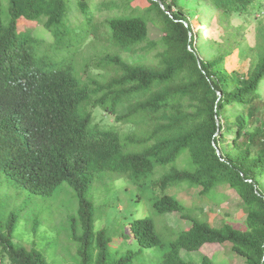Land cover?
Masks as SVG:
<instances>
[{
  "label": "trees",
  "instance_id": "1",
  "mask_svg": "<svg viewBox=\"0 0 264 264\" xmlns=\"http://www.w3.org/2000/svg\"><path fill=\"white\" fill-rule=\"evenodd\" d=\"M131 1L0 0V37L9 31L0 45V184L28 199L63 184L73 193L54 226L60 237L44 248L14 236L22 222L35 231L42 212L0 205V259L216 264L185 260L181 250L229 242L246 264H264V0ZM21 23L42 24L53 40ZM148 24L160 39L149 38ZM121 51L141 59L127 62ZM117 179L130 203L97 227L106 211L95 192ZM221 185L241 198L237 226H216L169 193L186 186L203 197ZM166 213L189 226L161 230L156 217Z\"/></svg>",
  "mask_w": 264,
  "mask_h": 264
},
{
  "label": "rangeland",
  "instance_id": "2",
  "mask_svg": "<svg viewBox=\"0 0 264 264\" xmlns=\"http://www.w3.org/2000/svg\"><path fill=\"white\" fill-rule=\"evenodd\" d=\"M190 1V0H189ZM189 1L186 2L185 6L190 7ZM133 5L138 4L137 0H132ZM107 14V10L99 11L98 17L104 18ZM202 16L206 15L205 13L201 14ZM198 20V21H197ZM197 22L201 21V16L193 17L191 19V31L192 34L197 38V45L199 42V31ZM203 23V22H202ZM242 25L243 22H240ZM232 26L237 25L236 19H233ZM20 30L30 31L33 36L38 39L52 41V35L46 30L42 24H36L34 28L30 27L29 23H21ZM205 29L204 25L202 26V38H203V48L205 54H209L210 50L207 48L209 39L211 37L210 31ZM161 32L152 24H148V36L152 40H158L161 38ZM124 60L127 62H132L135 60H140L141 56L138 53H129L126 51H121L120 53ZM237 66L236 53L231 56L230 61L228 62V68L233 69ZM228 137V135H227ZM227 141V140H226ZM179 166L183 165V162L178 163ZM162 172V171H160ZM157 173V176L160 174ZM124 185V181L121 179L114 180L107 188L100 187L95 192V202L98 205H101L100 209L103 212L100 218L97 221V227H102L107 225V217L109 210L114 208H121L125 203H130L125 198L124 192L120 189ZM66 184L61 185L52 196L42 197L36 195V198L28 199L26 196L29 194L25 191V195L19 192H16L12 186L6 185L5 183L0 184V205L7 208L13 209L16 207H24L28 212H42V217L47 220H43L33 231L32 222L26 224L22 222L20 225V236L18 231L15 232L14 236L22 240L26 244H31L32 241L35 242L38 248H44L51 237H60L59 232H55L54 226L60 224L62 217L66 212L65 203L72 197V191L66 188ZM71 190V188H70ZM198 189H189L186 186L176 187L173 190H169V193L176 195L186 206H190L192 203V214H197L201 218H206L211 223L216 226H221L225 223H231L233 225H239L240 223V208L242 207L241 198L237 193L227 185H221L216 187L211 191L207 196L198 197L196 192ZM16 198L14 203L12 199ZM125 202V203H124ZM124 203V204H123ZM146 205V204H145ZM146 207V206H144ZM1 208V207H0ZM2 209V208H1ZM129 210H133V207L129 205ZM142 207H140V211ZM156 222L159 224L161 230L163 226L172 228V229H185L189 226L190 221L186 218H181L178 214L166 213L165 215L157 216ZM2 249V246H0ZM0 249V254H1ZM49 252V257L53 259V252L55 246L52 248L46 247ZM150 252V250H149ZM181 255L185 260H190L194 262H200L202 258L207 255L212 257L213 261L216 264H246L245 259L238 255L235 251L231 249V244L225 242L223 244L211 243L204 244L197 251H187L181 250ZM141 258V257H140ZM0 264H11L7 259H0ZM55 264H64L63 261H57ZM139 264H144L141 259Z\"/></svg>",
  "mask_w": 264,
  "mask_h": 264
},
{
  "label": "clouds",
  "instance_id": "3",
  "mask_svg": "<svg viewBox=\"0 0 264 264\" xmlns=\"http://www.w3.org/2000/svg\"><path fill=\"white\" fill-rule=\"evenodd\" d=\"M9 31H6L2 34V36L0 37V45L6 42V37Z\"/></svg>",
  "mask_w": 264,
  "mask_h": 264
}]
</instances>
